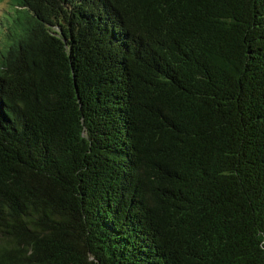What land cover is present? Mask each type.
Wrapping results in <instances>:
<instances>
[{
    "label": "trees",
    "instance_id": "obj_1",
    "mask_svg": "<svg viewBox=\"0 0 264 264\" xmlns=\"http://www.w3.org/2000/svg\"><path fill=\"white\" fill-rule=\"evenodd\" d=\"M0 264H264V0H9Z\"/></svg>",
    "mask_w": 264,
    "mask_h": 264
},
{
    "label": "rangeland",
    "instance_id": "obj_2",
    "mask_svg": "<svg viewBox=\"0 0 264 264\" xmlns=\"http://www.w3.org/2000/svg\"><path fill=\"white\" fill-rule=\"evenodd\" d=\"M9 0H0V19H3L6 11L10 9Z\"/></svg>",
    "mask_w": 264,
    "mask_h": 264
}]
</instances>
